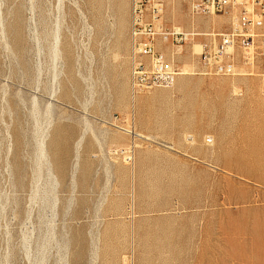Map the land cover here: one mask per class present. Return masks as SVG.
<instances>
[{
    "label": "rangeland",
    "instance_id": "obj_1",
    "mask_svg": "<svg viewBox=\"0 0 264 264\" xmlns=\"http://www.w3.org/2000/svg\"><path fill=\"white\" fill-rule=\"evenodd\" d=\"M130 21L131 0H0V264H264V54L198 75L185 44L133 93Z\"/></svg>",
    "mask_w": 264,
    "mask_h": 264
},
{
    "label": "built area",
    "instance_id": "obj_2",
    "mask_svg": "<svg viewBox=\"0 0 264 264\" xmlns=\"http://www.w3.org/2000/svg\"><path fill=\"white\" fill-rule=\"evenodd\" d=\"M188 4L194 16H227L229 28L200 31L167 26L164 0H131L133 93L173 84L181 73L173 57L185 44L198 47L202 74H235L238 54L243 60L264 54V0H188ZM165 45L172 47L171 58L162 51Z\"/></svg>",
    "mask_w": 264,
    "mask_h": 264
},
{
    "label": "crops",
    "instance_id": "obj_3",
    "mask_svg": "<svg viewBox=\"0 0 264 264\" xmlns=\"http://www.w3.org/2000/svg\"><path fill=\"white\" fill-rule=\"evenodd\" d=\"M198 75H205V74H202L201 72L197 73ZM183 78V77H182ZM182 78H181V81H182ZM185 78V77H184ZM179 82V80H178ZM141 99V98H140Z\"/></svg>",
    "mask_w": 264,
    "mask_h": 264
},
{
    "label": "bare ground",
    "instance_id": "obj_4",
    "mask_svg": "<svg viewBox=\"0 0 264 264\" xmlns=\"http://www.w3.org/2000/svg\"><path fill=\"white\" fill-rule=\"evenodd\" d=\"M138 135V134H137Z\"/></svg>",
    "mask_w": 264,
    "mask_h": 264
}]
</instances>
